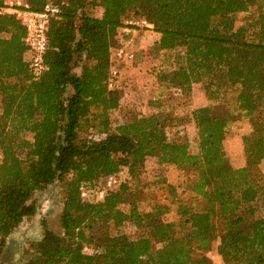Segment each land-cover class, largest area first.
<instances>
[{
    "label": "trees",
    "instance_id": "1",
    "mask_svg": "<svg viewBox=\"0 0 264 264\" xmlns=\"http://www.w3.org/2000/svg\"><path fill=\"white\" fill-rule=\"evenodd\" d=\"M26 2L33 10L53 2L60 11L49 19L47 69L37 79L25 59L24 26L0 14V255L36 215V192L60 180L63 231L44 222L26 264H215L207 255L215 240L224 264H264V0ZM129 17L146 18L156 32L149 113L123 105L124 88L108 85L111 50L122 45ZM196 83L210 103L191 111L193 149L177 127L184 118L175 99ZM240 118L253 124L237 167L225 139ZM149 157L178 168L184 181L163 176L148 188ZM124 169L128 177L103 199L84 198V188ZM173 209L176 220L168 218ZM127 223L134 237L122 231Z\"/></svg>",
    "mask_w": 264,
    "mask_h": 264
},
{
    "label": "rangeland",
    "instance_id": "2",
    "mask_svg": "<svg viewBox=\"0 0 264 264\" xmlns=\"http://www.w3.org/2000/svg\"><path fill=\"white\" fill-rule=\"evenodd\" d=\"M242 16L239 15V17ZM135 18V17H134ZM141 28V27H140ZM145 35L147 36V39L153 40L156 38V35L154 32L151 31H144ZM155 36V37H154ZM151 46L149 45L146 49H139L136 51V54H138L139 51L144 52L141 56H148L146 59L142 62H146V65H148V69H145V79L147 83H143V85L140 86L139 82L136 83L137 88L144 93H140L135 95L136 98H129L126 96L122 100V104L130 107H137L138 110H141L142 112L149 113L151 110L148 109V100L155 96V91L157 87V82L153 76H150L148 74H152L150 72V68L157 67L154 62H156V59L152 57L151 54ZM136 60V59H135ZM135 60L133 59L130 61L132 62V65L135 64ZM138 61V59H137ZM139 62V63H142ZM154 67H152L153 65ZM140 72H142L140 70ZM148 73V74H147ZM130 78V79H129ZM148 78H153L152 80H148ZM132 77H128L126 80H131ZM122 82L121 77L118 82V85ZM153 82V87L150 92H148V88L145 89V87L148 84H151ZM152 85V84H151ZM130 88H134V84L131 80ZM133 91V90H131ZM147 91V92H146ZM138 93V92H137ZM204 99V101L209 104V100L207 99L203 86L199 83H196L193 85L192 92L189 96H181L175 99V110L176 113L179 114L180 117H183V121L178 128L181 130H184L187 132L191 146L193 149L196 148V140H197V128L195 124L192 122L191 119V111L196 107L197 104H199V99ZM197 100V101H196ZM196 101V102H195ZM119 113L117 111H114L112 113V119L115 122L119 120ZM252 121L249 118H240L232 122L230 125L229 131L227 133L226 139H225V147L228 153V156L232 162L233 165L240 164L239 158L245 159L246 154L244 151V142L243 137L244 135H247L250 133L252 129ZM173 128L172 131H175L176 128ZM261 168L264 171V160L261 162ZM165 177L169 182L179 185L184 181V174L175 166H163L160 165L155 157H149L146 160L145 163V172L142 176L143 182L148 185V188L152 189V182L155 180L160 179L161 177ZM128 177V173L126 169H124L121 174L120 178L122 180H125ZM183 190V186L180 187L179 191L181 192ZM190 195L189 192L185 191V195ZM34 200L37 204V213L34 217L28 218L25 220V223L23 224V228L21 229V234L12 241L11 239H8L7 245L3 249V252L0 255V264H26L27 259L30 257V253L27 251L30 243L38 238H40L43 234V223L45 222L48 227L52 230H54L57 233H62L63 229L61 227L60 222V215L63 207V199H64V184L60 180H56L51 185H48L45 189L41 191H37L34 195ZM142 209H149V199L147 197L143 198L141 204ZM258 214H264V205H260L258 209ZM168 218L170 220H176L177 215L175 210L173 209L168 214ZM122 231L126 232L131 237H134L136 234V227L132 225L131 223H127L122 227ZM218 246V240L213 241L211 249L207 251V255L213 260L215 264H224L222 257L218 253L217 250ZM88 252L91 251V249H87Z\"/></svg>",
    "mask_w": 264,
    "mask_h": 264
},
{
    "label": "built area",
    "instance_id": "3",
    "mask_svg": "<svg viewBox=\"0 0 264 264\" xmlns=\"http://www.w3.org/2000/svg\"><path fill=\"white\" fill-rule=\"evenodd\" d=\"M60 11L58 4L48 2L41 10L30 8L26 0H4L0 3V14H14L25 28L24 42L27 45L30 73L33 78H39L47 69L45 64V53L48 47L47 26L49 19ZM125 30L131 28H144L153 30V26L146 18L129 17L124 20ZM136 57V51L127 48L125 45L114 47L111 50V67L108 78L110 88L116 86L120 80V62L132 61ZM122 172V171H121ZM121 172L105 176L99 180L96 189L84 188L83 196L85 199H103L109 190L117 188L122 179Z\"/></svg>",
    "mask_w": 264,
    "mask_h": 264
},
{
    "label": "crops",
    "instance_id": "4",
    "mask_svg": "<svg viewBox=\"0 0 264 264\" xmlns=\"http://www.w3.org/2000/svg\"><path fill=\"white\" fill-rule=\"evenodd\" d=\"M143 29L144 28L138 27V28H131L130 31H127V30H125V27H121L119 29L118 37H119V39L122 40V44L131 50L138 51L139 49H146L149 47V45L151 46V44L154 43L155 39H154V41L147 39L145 32L143 33ZM144 31H151V32H154V34L156 35V32L153 30L144 29ZM27 58H28V53L26 52L25 53V59L27 60ZM118 66H119V70H120V77L122 80V82L120 83V86L124 88V96H123L122 100L126 96H128L129 98H132V97L136 98L135 95L140 94V93H144L145 91L141 92L137 88L136 83L139 82V84H140L139 87H141V85H143V83H147L146 80H144L145 79L144 78L145 77V75H144L145 69H148V65H146V62L137 63L136 65H132V62L130 63V61H125L122 63L120 62V64H118ZM140 70L142 72H140ZM148 75L153 76V74H148ZM128 77H132L131 80L134 84L133 89L130 88L131 80H128V81L126 80ZM152 79L153 78H148V80H152ZM153 82L151 83L152 85L148 84L145 87V89L148 88L147 89L148 92H150L152 90V88H150V87H153ZM131 90H133V91H131ZM198 101H199V104H197L196 107H201V106L207 105V103L204 101V99L200 98ZM148 109H150V107H148ZM239 162H240V164L236 165L237 167L243 166L245 164V159L239 158ZM24 223H25V220L17 229H15L12 232V234L8 237V239L9 238L11 239V237H12V241H14V239H16L19 236V234H21L20 227L23 228Z\"/></svg>",
    "mask_w": 264,
    "mask_h": 264
}]
</instances>
